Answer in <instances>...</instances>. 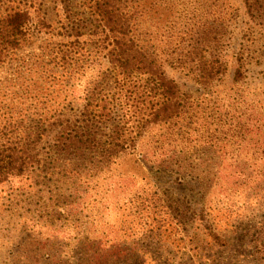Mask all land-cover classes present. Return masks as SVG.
<instances>
[{"label": "rangeland", "instance_id": "rangeland-1", "mask_svg": "<svg viewBox=\"0 0 264 264\" xmlns=\"http://www.w3.org/2000/svg\"><path fill=\"white\" fill-rule=\"evenodd\" d=\"M254 1L251 14L241 0H220L222 13L216 0H146L137 33L190 97L172 122L143 128L142 142L158 146L161 135L170 137L160 144L187 150L182 168H138L124 158L112 171L134 170L146 180L124 183V191L104 182L99 195L77 193L86 184L60 175L0 184V264H93L92 256L123 243L146 248L145 264H264V180L237 175L250 173L249 113L264 112V0ZM43 11L56 24L53 0H43ZM180 49L197 64L218 56L225 73L197 83L195 67L170 65ZM34 79L40 89L39 72ZM139 100L124 105L127 112H146Z\"/></svg>", "mask_w": 264, "mask_h": 264}, {"label": "trees", "instance_id": "trees-1", "mask_svg": "<svg viewBox=\"0 0 264 264\" xmlns=\"http://www.w3.org/2000/svg\"><path fill=\"white\" fill-rule=\"evenodd\" d=\"M241 1L252 14L257 1ZM53 2L58 17L54 25L45 16L43 0H0V184L60 175L86 184L77 193L90 189L99 195L104 182L124 191V183L146 180L134 170L115 174L112 169L124 158L131 157L138 168L175 166L179 171L188 152L164 149L160 143L170 137L161 135L158 146H143L141 130L172 122L190 97L137 33L141 16L150 10L146 0ZM180 50L183 56L178 52L170 65L195 67L199 84L226 71L218 56L197 64L191 52ZM35 72L44 81L40 89ZM136 97L148 106L141 115L124 106ZM245 135L250 173L237 170V175L244 182L264 180V112L249 113ZM234 173L226 175L232 178ZM200 211L205 214V208ZM104 251L90 262L145 264L147 249L123 243Z\"/></svg>", "mask_w": 264, "mask_h": 264}]
</instances>
